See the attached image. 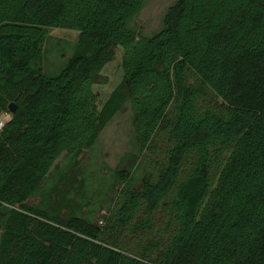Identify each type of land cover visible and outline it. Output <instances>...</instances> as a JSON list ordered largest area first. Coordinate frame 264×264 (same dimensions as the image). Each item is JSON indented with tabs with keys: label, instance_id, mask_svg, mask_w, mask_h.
I'll return each mask as SVG.
<instances>
[{
	"label": "trees",
	"instance_id": "1",
	"mask_svg": "<svg viewBox=\"0 0 264 264\" xmlns=\"http://www.w3.org/2000/svg\"><path fill=\"white\" fill-rule=\"evenodd\" d=\"M143 2L0 0V116L17 105L0 130V264H264V0H176L147 37L129 26ZM50 27L79 32L54 75ZM116 47L122 80L98 108ZM126 102L142 185L98 171L101 193L80 157Z\"/></svg>",
	"mask_w": 264,
	"mask_h": 264
},
{
	"label": "rangeland",
	"instance_id": "2",
	"mask_svg": "<svg viewBox=\"0 0 264 264\" xmlns=\"http://www.w3.org/2000/svg\"><path fill=\"white\" fill-rule=\"evenodd\" d=\"M176 0H144L139 13L129 24L140 36H151L163 26V19L167 9ZM79 32L65 28L50 27L43 49V64L47 74L54 75L64 66L66 61L73 55L75 42ZM122 49L116 47L114 55L100 71L99 80L93 85L97 95V106L101 108L108 99L110 93L122 80ZM63 155L56 160L55 164L61 162ZM141 154L135 136L133 116L130 103L126 102L124 107L118 111L100 132L98 142L92 148H86L80 157L83 171H88L94 183L98 184L99 192H105L102 176L98 171L108 173L109 170L127 169L132 172L134 178L132 188L140 189L142 185L141 175ZM138 162L139 164H136ZM94 172L98 175L94 176ZM109 180V178H107ZM120 185L116 183L112 196L119 191ZM95 191L93 190L92 193ZM111 196V197H112ZM39 195L30 198L27 202L30 205L40 203ZM106 205H101L95 213V223L100 224L102 217L106 214Z\"/></svg>",
	"mask_w": 264,
	"mask_h": 264
},
{
	"label": "built area",
	"instance_id": "3",
	"mask_svg": "<svg viewBox=\"0 0 264 264\" xmlns=\"http://www.w3.org/2000/svg\"><path fill=\"white\" fill-rule=\"evenodd\" d=\"M9 113H3L0 116V130L4 127L5 122L10 118V114Z\"/></svg>",
	"mask_w": 264,
	"mask_h": 264
},
{
	"label": "water",
	"instance_id": "4",
	"mask_svg": "<svg viewBox=\"0 0 264 264\" xmlns=\"http://www.w3.org/2000/svg\"><path fill=\"white\" fill-rule=\"evenodd\" d=\"M8 109H9V112L11 114H14L16 112V109H17V105L15 103H10L9 106H8Z\"/></svg>",
	"mask_w": 264,
	"mask_h": 264
}]
</instances>
